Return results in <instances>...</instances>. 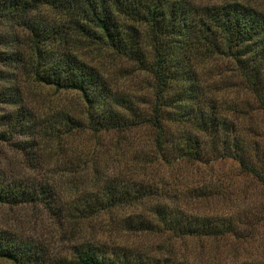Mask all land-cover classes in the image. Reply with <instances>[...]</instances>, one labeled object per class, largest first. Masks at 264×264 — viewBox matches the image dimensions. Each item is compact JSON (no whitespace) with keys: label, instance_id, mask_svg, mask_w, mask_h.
<instances>
[{"label":"trees","instance_id":"trees-1","mask_svg":"<svg viewBox=\"0 0 264 264\" xmlns=\"http://www.w3.org/2000/svg\"><path fill=\"white\" fill-rule=\"evenodd\" d=\"M0 27V80L8 82L0 86V104L8 107L0 112V142L15 138L11 147L31 168L53 160L62 171L26 177L5 171L0 163V204L39 205L72 234L81 233L68 259L60 256L48 261L39 243L0 227V260L12 264H218L214 255L202 256L199 248L176 257L168 243L167 255L160 257L131 247H107L95 242L92 234L87 238L82 234L83 222L127 206L130 212L120 218L127 229L170 235L183 244L195 238L200 248L204 239L215 245L228 243L227 264H264L247 249L255 241L253 229L243 227L250 211L204 215L192 207L210 193H219L212 186L184 189L190 208L168 197L169 201H153L133 211L150 194L162 191L150 182L156 166L204 163L207 153L211 157L216 152L219 131L228 133L227 140H221L228 142L223 148L228 154L221 157L234 161L241 176L264 189V152L243 141V113L228 101L227 122L210 95L201 100L203 89L190 63L191 58L228 59L238 89L264 112V8L242 0L211 5L192 0H0ZM109 55L152 78L147 113L134 103L141 95L121 87L116 74L111 75L96 58ZM29 84L72 91L82 109L40 115L26 99ZM231 86L235 85L230 80ZM139 130H147L149 139L124 137ZM110 133L121 136L111 147L118 156L114 160L106 156L104 162L118 166L123 175L105 176L102 182L92 175L90 189L72 191L94 164L96 153L103 151L101 140ZM82 137L98 142L96 149L89 151L86 144L74 142ZM261 208L260 220H264V204Z\"/></svg>","mask_w":264,"mask_h":264},{"label":"rangeland","instance_id":"rangeland-1","mask_svg":"<svg viewBox=\"0 0 264 264\" xmlns=\"http://www.w3.org/2000/svg\"><path fill=\"white\" fill-rule=\"evenodd\" d=\"M197 5H211L226 2L228 0H192ZM253 3L261 8H264V0H242ZM0 27V32H1ZM0 49L2 47L0 46ZM98 61L107 67L111 75L116 74L119 78V85L127 89L130 93L141 95L138 100L134 101L138 107L144 111L149 110V101L153 97L152 84L153 80L147 73L135 71L134 66L128 63H121L115 60L111 55L99 56ZM190 63L197 73V80L203 89V93H199L201 100L211 96L219 107L218 114L223 116L228 122V101L236 104L239 110L243 113L245 119L241 122L240 134L243 141L250 147L255 144L260 152H264V112L259 110L256 106L255 100L238 87L237 78L230 74L231 64L228 59L221 56L207 57L203 59L191 58ZM235 86L228 87V82ZM6 81L0 80V86L5 85ZM26 99L29 105L36 108L40 115H59L66 111L81 110L82 104L78 95L72 91H55L50 86L38 85L32 86L29 84L25 88ZM203 102V101H202ZM4 104H0V112L6 109ZM221 108V109H220ZM117 133H110L105 135L101 140L105 143L103 151H99L97 159L92 166H88L84 171L81 180H77V186H72V191H80L84 188L90 189L92 182L89 177L96 175L100 178V182L105 179V176L111 178H120L122 173L118 172V166L111 163H105V157L115 159L118 155L114 152L112 143L115 139H120ZM126 138L138 137L141 139H149V132L147 130H139L136 132L126 133ZM228 133L217 132L215 135V149L216 152L211 157L208 153L204 157V163H189L179 164L177 167L166 168L158 165L156 169L150 173L152 188L161 190L160 194H150L149 200L138 203L133 211L142 210L145 206L153 201L162 202L169 201L168 197L173 200L175 204L190 208L185 201H189L182 193L184 189L190 186H212L219 189V193L203 198L199 202L192 203V207L199 214L211 215L228 213L235 209L250 211L247 221L248 224L243 225L245 229L251 227L253 229L255 241L252 242L247 249L260 256L264 261V220H260L264 204V189L258 187L251 181V179L241 176L239 174L237 164L228 159V157H221L224 153L223 148L228 146V142H221L222 139L227 140ZM16 141L12 138L9 142H0V163L1 168L9 173H17L22 176H33L40 178L43 175H50L54 173H61V167L57 162L50 160L49 162L35 167H29L27 162L13 150L12 143ZM76 144H86V148L91 151L96 149L98 142L86 137L74 141ZM100 143V141H99ZM225 145V146H223ZM263 149V150H262ZM103 152V153H102ZM220 157V158H219ZM214 158V159H211ZM108 159V158H107ZM75 174H79L76 172ZM65 184H68L66 179ZM128 181H124L125 187ZM132 189V188H131ZM72 194V193H71ZM130 205L131 204H124ZM124 207V206H123ZM194 210V211H195ZM130 212V209L125 206L124 209L103 213L93 219L92 221H85L82 223V234L86 238L92 234V239L104 242L107 247L120 245L123 248L131 247L135 250L143 251L150 255H157L160 257L166 256L168 243L171 244L175 250L176 257L191 250L199 248L202 256L208 257L214 255L215 263H228V243L219 242L217 245L204 239H201V248L198 246V239H187L185 244L175 237L165 234L157 233H140L127 229L121 223V217ZM252 212V214H251ZM65 224L59 223L56 219L51 218L45 210L39 205H22V206H8L0 204V227L14 233L18 238L27 239L35 243H39L44 254L49 259L60 256L68 259L70 257V247L75 244L74 240L79 241L81 233L76 236L72 234L69 229L65 228ZM169 238V240H168ZM76 241V243H77ZM244 244V243H243ZM245 245V244H244ZM255 250H258L255 252ZM238 251H241L239 248ZM38 262L37 264H48L49 262ZM0 264H12L7 261L0 260Z\"/></svg>","mask_w":264,"mask_h":264}]
</instances>
